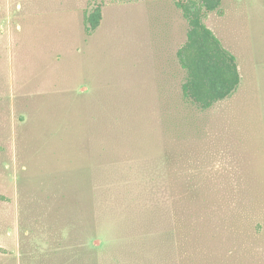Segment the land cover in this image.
<instances>
[{
  "label": "rangeland",
  "instance_id": "rangeland-1",
  "mask_svg": "<svg viewBox=\"0 0 264 264\" xmlns=\"http://www.w3.org/2000/svg\"><path fill=\"white\" fill-rule=\"evenodd\" d=\"M176 1L0 0V264H264V0L206 15L241 75L208 110Z\"/></svg>",
  "mask_w": 264,
  "mask_h": 264
},
{
  "label": "trees",
  "instance_id": "trees-1",
  "mask_svg": "<svg viewBox=\"0 0 264 264\" xmlns=\"http://www.w3.org/2000/svg\"><path fill=\"white\" fill-rule=\"evenodd\" d=\"M222 0L176 1L188 23L187 40L177 58L186 72L184 98L202 110L230 98L241 83L237 58L204 23L206 15L219 11ZM102 20L101 7L85 15V29L92 35Z\"/></svg>",
  "mask_w": 264,
  "mask_h": 264
},
{
  "label": "crops",
  "instance_id": "crops-1",
  "mask_svg": "<svg viewBox=\"0 0 264 264\" xmlns=\"http://www.w3.org/2000/svg\"><path fill=\"white\" fill-rule=\"evenodd\" d=\"M10 33V32H9ZM4 35V34H3ZM2 34H1V36H3ZM4 99V96H2V99L0 100V112H2V114H3V116H6L7 115V113H8V115L9 114H11V113H9L10 111H12V110H14L15 111V105H14V101L13 102H11L10 104V108L9 109H5L4 107H3V105H2V100Z\"/></svg>",
  "mask_w": 264,
  "mask_h": 264
}]
</instances>
